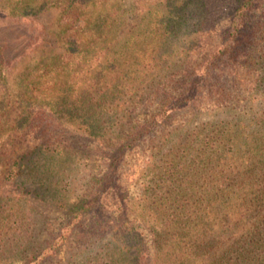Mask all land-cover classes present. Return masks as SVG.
<instances>
[{
  "label": "trees",
  "instance_id": "1",
  "mask_svg": "<svg viewBox=\"0 0 264 264\" xmlns=\"http://www.w3.org/2000/svg\"><path fill=\"white\" fill-rule=\"evenodd\" d=\"M193 1L160 0L143 9L135 2L125 9L126 0H0L10 12L0 15V83L30 48L44 43L41 13H57L62 48L50 71L17 96L20 107L0 106V186L5 183L0 188V257L39 249L46 257L45 252L71 241L77 244L72 264H264V31L259 24L264 0L233 2L207 78L185 69L176 96L161 88L150 91L168 60L162 46L136 49L134 29L116 39L130 12L141 23L153 16L155 26L168 33L181 26L180 11ZM196 1L191 27L199 34L215 32L210 24L217 13L206 0ZM222 79L228 80V90ZM157 97L166 104L134 120L138 108ZM207 99L212 108L205 115L211 120L163 133L177 112L194 111ZM49 122L58 128L80 125L89 138L108 147L104 172L92 176L88 193L68 206L69 235L36 247L30 242L34 223L24 216L22 203L41 198L36 186L47 183L57 157L52 149L60 142L47 129ZM25 130L36 143L18 149L16 136ZM160 130V139L150 141L153 176L141 204L134 205L138 217L129 219L135 211L114 197L123 184L118 166L127 152ZM63 148L57 150L60 159L68 155ZM56 191L58 196L62 189ZM110 195L116 217L107 202ZM88 216V236L72 235ZM138 219L150 232V249L135 229ZM106 236L110 241L100 243ZM42 257L34 255L36 261Z\"/></svg>",
  "mask_w": 264,
  "mask_h": 264
},
{
  "label": "rangeland",
  "instance_id": "2",
  "mask_svg": "<svg viewBox=\"0 0 264 264\" xmlns=\"http://www.w3.org/2000/svg\"><path fill=\"white\" fill-rule=\"evenodd\" d=\"M158 1L160 0H126L124 8L128 9L132 3L136 2L139 5L137 8L143 9L149 7V5H155ZM234 1L206 0V2L211 4L212 10L214 9L215 13H217L213 18V23L210 24L212 27L216 25L211 28L216 29L212 33L199 34L197 28L191 27L196 22V12H198L196 7L200 3L194 0L188 8L182 10V12L180 11L181 16H179L178 21L183 18L180 27L176 26L175 29L170 27L167 33L162 26H155V18L153 16L141 23L136 12H130L127 15L126 25L124 28L119 29L116 39L119 40L125 33L134 29L135 42L137 43L136 49L147 51L153 45L162 46L160 53H167L168 63L165 62L155 75L150 91L161 88L166 94L176 96L182 89V72L185 69L188 68V71L193 73L195 77L203 76L202 78H207L206 73L209 70L207 68L210 67L213 56L222 43ZM163 7V4L159 6L160 9ZM9 13L8 8L0 3V15H8ZM38 21L45 31V41L39 48H30L25 57H21L19 63L6 74L5 84L0 83V106L7 105L10 109L20 107V99L17 96L23 95L25 88L32 80H38L45 76L50 71L51 61L56 57H60L62 53L61 45L56 36L57 13L53 11L41 13ZM259 24L262 27V31H264V21L261 20ZM162 35H164V39H161ZM158 46H155L154 49ZM257 53L258 49L253 54ZM97 63L99 62H92L93 65H97ZM27 76L29 80L31 79L30 81H25ZM222 82H225L224 87L228 90V80L222 79ZM240 92V105H242L243 97L247 93L245 89ZM146 104V106L141 105L138 108L134 120L142 121L148 118L150 113L157 111V109L162 107L161 105L166 104V101H163V97H157L151 98V102ZM211 108L212 104L207 99L194 111L190 109L177 112L163 128V133H170L181 126L193 128L211 120L209 115H205L207 113L205 109L209 110ZM212 114L215 113L212 112ZM45 124L49 131L56 132L54 135L55 141L60 142L59 148H66L68 155L66 157L63 155L62 159H60L57 154L59 148L57 150L52 149L55 151L53 154L57 156L50 167L49 172L52 174L48 172L46 184L36 186L37 191L42 195L41 198L31 199L29 202L24 201L22 203L24 216L30 218L31 222L34 223L30 242H33L36 247L44 246L45 242H49L50 239H61V237L65 238L69 235L67 226L70 218L68 206L78 202L79 199L88 193V189H90L89 180L92 176H97L98 173L104 172L106 162H104L103 149L108 147V142L104 145L99 143L97 139L89 138L80 130V125L64 124V127L58 128L56 123L49 122ZM161 135L162 132L160 130L154 136L146 138L139 148L127 152L118 166V173L121 174L123 184L114 197L119 201V204L126 203L131 207L132 211H135V214L130 213L129 219L138 217L140 210H135L134 205L137 202L141 204L139 200L142 198V194L153 176V168L148 167L149 161L153 160L150 159L152 154L150 141L159 140ZM16 137L15 145L18 149L36 143L34 136L28 130L22 131ZM106 139H108V136ZM55 141L54 143H57ZM54 143L51 145L55 146L56 144ZM155 160L157 161L158 159ZM3 185L5 183L1 186ZM57 187H60L62 191L58 193V196H55ZM114 197L110 195L109 199H107L110 205H114ZM111 211V215L116 217L117 209L115 205ZM87 219H91V217H86L82 226L75 230L72 235L80 237L85 234L86 237ZM138 221L140 220L138 219ZM134 225L150 249L151 237L147 226L142 224L141 221L140 223L134 222ZM109 241L110 237L106 236L100 243L107 244ZM123 241L127 240L124 239ZM76 246L77 244L71 243V241L66 244L62 243L61 247L54 248L52 252H45L46 257H42V250L40 249L35 254L30 250H24L25 252L22 251L21 257L13 256L9 258L10 255L0 257V264H72L77 260L76 257H73V253L77 250ZM34 255L42 257L43 261H40V259L36 261Z\"/></svg>",
  "mask_w": 264,
  "mask_h": 264
}]
</instances>
